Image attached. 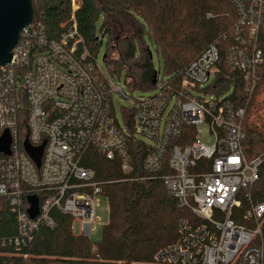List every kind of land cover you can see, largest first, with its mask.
<instances>
[{"label": "built area", "instance_id": "obj_1", "mask_svg": "<svg viewBox=\"0 0 264 264\" xmlns=\"http://www.w3.org/2000/svg\"><path fill=\"white\" fill-rule=\"evenodd\" d=\"M229 1L238 22L224 65L242 75L244 105L232 97L207 96L210 90L204 86L215 75L214 90L222 74L217 44L191 62L179 83L157 75L154 96L132 99L90 55L78 32L76 0L70 26L58 39H49L45 26L34 21L22 30L10 64L0 68V138L6 132L11 138L10 155L0 152V198L17 222L16 233L0 240V257L19 256L41 228H54L53 211L70 216L72 231L78 222L80 236L89 238L104 184L82 166L84 154L94 148L110 161L119 157L128 174L127 146L134 138L150 145L141 179H156L167 166L169 174L160 177L167 191L179 208L204 222L198 227L184 223L180 242L160 251L156 264H264V202L251 204L244 216L248 225L233 220L242 199L250 201L264 164L263 157L249 159L243 145L247 106L264 78L259 48L264 0ZM116 94L131 105L124 116L126 128L116 115ZM23 115L26 133L19 129ZM185 127L190 129L184 132ZM204 127L206 142L200 140ZM186 131L193 140L180 144ZM26 141L32 149L43 146L39 167L25 150ZM31 196L41 201L34 219L28 213ZM8 248L14 253L7 254Z\"/></svg>", "mask_w": 264, "mask_h": 264}, {"label": "trees", "instance_id": "obj_2", "mask_svg": "<svg viewBox=\"0 0 264 264\" xmlns=\"http://www.w3.org/2000/svg\"><path fill=\"white\" fill-rule=\"evenodd\" d=\"M32 1L34 22L45 26L49 39L61 37L70 26L72 0ZM76 1L79 2L75 11L78 32L90 55L97 57L99 47L107 37L104 60L117 74L125 72L133 89L146 91L155 88L154 75H159L154 70L145 35L150 37L152 47L163 58V78L174 84L179 83L184 70L210 44H217L222 53V74L213 92L220 93L233 87L232 98L236 104H246L242 75L233 73L224 65L226 49L234 45L230 33L238 22L237 11L229 0ZM101 18V36L98 37L96 25ZM259 48L264 55V25L259 33ZM262 89L264 78L258 83L247 112L253 109L256 96ZM263 107L264 101L258 110ZM246 116L243 126L245 154L249 159L264 158V133L246 126ZM25 119L24 115L20 118L19 129L26 133ZM187 129L190 128L185 127L184 132ZM189 131L182 134L178 140L180 144L193 140ZM149 148L148 143L131 138L127 152L132 169L128 174L123 173L119 157L110 161L94 148L84 154L82 166L93 171L95 181L104 184L102 195L109 203V222L103 228L100 242L94 244L88 237L76 236L72 231V218L53 211L55 227L41 228L19 256L0 257V264H156L155 257L160 251L180 242L184 223L198 227L204 222L189 210L179 208L167 191L160 178L169 174L167 166L156 179H141L144 177L142 163ZM38 197L43 200V194ZM241 202L233 220L239 225H248L244 216L251 204L264 202V164L259 180L250 190V201L242 199ZM16 231V216L6 199L0 198V240ZM5 252L10 254L14 250L8 248Z\"/></svg>", "mask_w": 264, "mask_h": 264}, {"label": "rangeland", "instance_id": "obj_3", "mask_svg": "<svg viewBox=\"0 0 264 264\" xmlns=\"http://www.w3.org/2000/svg\"><path fill=\"white\" fill-rule=\"evenodd\" d=\"M102 21L103 19L101 18L96 25V33L98 37L101 36L100 28L102 25ZM144 41H145L146 46H149L152 52V57H153L152 62H153L154 70L156 72H159L160 77L163 78L165 75H164V62H163L162 56H160L157 50L152 47L150 37L148 35H145ZM106 50H107V37L103 39L102 45L99 47V51H98L96 58H97V63L101 71L104 73V75L108 78L109 81L115 84L120 83L121 88L124 90L125 94L131 97L132 99H137L141 96L152 97L157 93L154 87L146 91L133 89L129 83V80H127L126 78L125 72H122L121 75H119L115 72V70L111 66H109L105 62L104 55L106 53ZM114 56H116V54ZM215 81H216V76L212 75V77L210 78V82L204 86V88H208V90H210V93L207 95L208 97L213 96L215 98L218 97L220 100H226L233 96L234 94L233 87L223 92H220V93L213 92L214 91L213 88H210V87L213 86ZM197 95L201 96L203 94H197ZM263 101H264V89H262L259 92V94L256 96L253 109L252 110L250 109L247 112L245 125L246 126L248 125L255 132L264 133V107L258 110V106ZM113 102L115 105V111H116L117 118L120 124L122 125V127L126 128L124 116H125L126 110L131 109V105L130 103H128V101H126L125 99H123L121 96L117 94L114 96ZM255 110H258V112L255 113ZM138 138L142 139L141 137H138ZM207 138H208L207 129L206 127H204V132L200 136V140L206 142ZM109 217H110V209H109L108 199L104 195H100L98 197L97 208H96V228L93 227L90 233V236H89V240L92 243L96 244L101 241L102 234H103V228L105 225L108 224ZM73 233L76 236L81 235L80 225L78 222L73 223Z\"/></svg>", "mask_w": 264, "mask_h": 264}, {"label": "water", "instance_id": "obj_4", "mask_svg": "<svg viewBox=\"0 0 264 264\" xmlns=\"http://www.w3.org/2000/svg\"><path fill=\"white\" fill-rule=\"evenodd\" d=\"M34 21L32 0H0V68L10 64L12 51L17 47L23 29ZM157 74L154 75L153 85ZM11 138L8 132L0 138V152L10 155ZM25 150L39 167L43 155V146L32 149L25 143ZM29 215L34 219L39 213V199L36 196L28 198Z\"/></svg>", "mask_w": 264, "mask_h": 264}]
</instances>
